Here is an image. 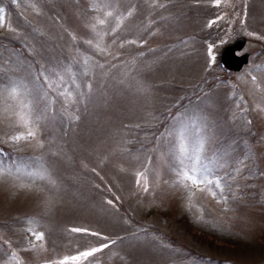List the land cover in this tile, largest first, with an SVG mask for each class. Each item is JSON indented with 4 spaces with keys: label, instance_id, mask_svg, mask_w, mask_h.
Returning <instances> with one entry per match:
<instances>
[{
    "label": "rangeland",
    "instance_id": "374dc122",
    "mask_svg": "<svg viewBox=\"0 0 264 264\" xmlns=\"http://www.w3.org/2000/svg\"><path fill=\"white\" fill-rule=\"evenodd\" d=\"M0 10V264H264V0Z\"/></svg>",
    "mask_w": 264,
    "mask_h": 264
},
{
    "label": "snow or ice",
    "instance_id": "6c2138e0",
    "mask_svg": "<svg viewBox=\"0 0 264 264\" xmlns=\"http://www.w3.org/2000/svg\"><path fill=\"white\" fill-rule=\"evenodd\" d=\"M217 2H219V0H217ZM2 11V10H0ZM106 15L108 16H111L112 13L111 12H107ZM99 23L103 24L105 23L104 20H100ZM253 79H255V77H253ZM35 133L29 131V136H34ZM21 137H15V139H20ZM140 175H143V174H140ZM183 176L185 179L187 180H192L193 183H196L197 180L194 179L191 175H189L187 172L183 173ZM202 183V181H201ZM109 203H111V201H109ZM29 225H31L29 228H27V232L30 233L33 237H34V240L35 241H40V242H43L44 240V233L43 232H38L36 230V226L38 225V221L34 220V219H30L28 221ZM73 232H82V233H88V230L87 229H80V228H75V229H72ZM91 235H99L98 233H91ZM29 243L31 244V248L32 250H35L37 248V244L34 243L33 241H29ZM40 247H43V244L41 243L40 244ZM108 247V245H104L103 248H106ZM103 248H93L91 250H86V251H83L81 252L78 256H74V257H71V260L73 262H76V264H78V262L81 260V258H88V257H92L94 256L97 252H101L103 250ZM61 264H66V261L64 262H61Z\"/></svg>",
    "mask_w": 264,
    "mask_h": 264
},
{
    "label": "water",
    "instance_id": "95a60500",
    "mask_svg": "<svg viewBox=\"0 0 264 264\" xmlns=\"http://www.w3.org/2000/svg\"><path fill=\"white\" fill-rule=\"evenodd\" d=\"M245 37L239 36L235 41L226 44L222 50L220 55V60L229 69L238 70L242 67V65L247 62L249 52H243L241 54H237L236 50L241 49L245 43Z\"/></svg>",
    "mask_w": 264,
    "mask_h": 264
},
{
    "label": "trees",
    "instance_id": "16d2710c",
    "mask_svg": "<svg viewBox=\"0 0 264 264\" xmlns=\"http://www.w3.org/2000/svg\"><path fill=\"white\" fill-rule=\"evenodd\" d=\"M13 41V40H12ZM13 43L15 44V45H17V43L15 42V41H13Z\"/></svg>",
    "mask_w": 264,
    "mask_h": 264
}]
</instances>
